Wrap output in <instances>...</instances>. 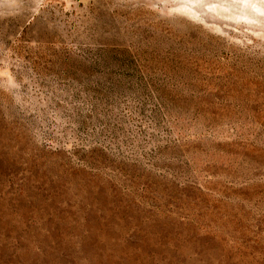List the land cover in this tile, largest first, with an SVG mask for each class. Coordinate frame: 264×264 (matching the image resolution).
<instances>
[{"label": "rangeland", "instance_id": "rangeland-1", "mask_svg": "<svg viewBox=\"0 0 264 264\" xmlns=\"http://www.w3.org/2000/svg\"><path fill=\"white\" fill-rule=\"evenodd\" d=\"M0 264H264V0H0Z\"/></svg>", "mask_w": 264, "mask_h": 264}, {"label": "trees", "instance_id": "trees-1", "mask_svg": "<svg viewBox=\"0 0 264 264\" xmlns=\"http://www.w3.org/2000/svg\"><path fill=\"white\" fill-rule=\"evenodd\" d=\"M124 196L127 197V198H130V197H129V194H124Z\"/></svg>", "mask_w": 264, "mask_h": 264}]
</instances>
